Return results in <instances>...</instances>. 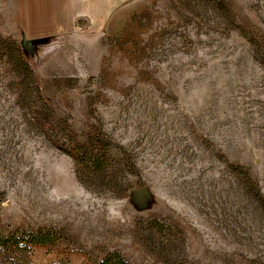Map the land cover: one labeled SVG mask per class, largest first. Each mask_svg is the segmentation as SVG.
Wrapping results in <instances>:
<instances>
[{"label": "rangeland", "instance_id": "1", "mask_svg": "<svg viewBox=\"0 0 264 264\" xmlns=\"http://www.w3.org/2000/svg\"><path fill=\"white\" fill-rule=\"evenodd\" d=\"M92 3L0 23V264H264V0Z\"/></svg>", "mask_w": 264, "mask_h": 264}, {"label": "crops", "instance_id": "2", "mask_svg": "<svg viewBox=\"0 0 264 264\" xmlns=\"http://www.w3.org/2000/svg\"><path fill=\"white\" fill-rule=\"evenodd\" d=\"M94 7L92 0H0V23L8 24L12 9L15 24L28 37L40 38L71 25L73 18Z\"/></svg>", "mask_w": 264, "mask_h": 264}, {"label": "trees", "instance_id": "3", "mask_svg": "<svg viewBox=\"0 0 264 264\" xmlns=\"http://www.w3.org/2000/svg\"><path fill=\"white\" fill-rule=\"evenodd\" d=\"M21 63L24 65L23 62ZM66 149L68 150V152L78 158L84 168L100 171L103 167L102 159L96 156H91V154L84 150V147L78 143L74 142L70 146H67ZM151 224H153L154 227H163V225L159 222H152L150 223V225ZM58 238V232L54 228L38 229L32 232L16 231L6 236L0 235V246L7 250H17L20 252L26 249H30V247L33 245L54 244ZM98 264L129 263L123 258V256L119 252L110 251L99 261Z\"/></svg>", "mask_w": 264, "mask_h": 264}]
</instances>
